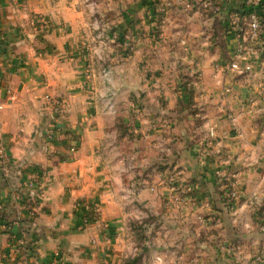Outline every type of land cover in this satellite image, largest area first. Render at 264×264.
<instances>
[{
    "label": "crops",
    "instance_id": "1",
    "mask_svg": "<svg viewBox=\"0 0 264 264\" xmlns=\"http://www.w3.org/2000/svg\"><path fill=\"white\" fill-rule=\"evenodd\" d=\"M187 1L189 14L171 22V31L196 42L199 67L190 75L196 70L199 107L171 113L162 131L143 126L144 134H160L159 145L129 148L117 144L110 122L134 84L149 86L146 67L108 63L111 54L97 49L100 35L87 27L115 22V8L133 9L137 1L0 0V264H249L252 251L263 249L253 203L264 199V52L248 45L242 31L244 16L258 6L184 0L173 8ZM229 17L242 23V32L225 27ZM83 43L93 46L89 82ZM240 43L247 56L242 72L229 68ZM106 85L115 94L113 115L100 112L107 99L98 87ZM227 86L232 96L224 97ZM159 101L165 103L154 98L151 105L162 115ZM67 131L75 138L65 141ZM75 140L74 158L61 160ZM224 184L237 194L232 211L221 202ZM90 203L99 216L83 226ZM222 245L240 249L227 253Z\"/></svg>",
    "mask_w": 264,
    "mask_h": 264
},
{
    "label": "rangeland",
    "instance_id": "2",
    "mask_svg": "<svg viewBox=\"0 0 264 264\" xmlns=\"http://www.w3.org/2000/svg\"><path fill=\"white\" fill-rule=\"evenodd\" d=\"M136 1L133 9L132 7L124 9L123 7L118 9L115 8L112 13V19L115 22L110 23L107 19L101 23H94V25L91 24L87 27V29H90L92 32H97L98 35H100L99 38L101 39H99V41H101V46L99 45L97 49H101L103 53H107L108 55L111 54L110 57L106 56L105 58L108 63L110 61L109 59L113 58L119 63L134 61L136 65H138V68L141 66L146 67L145 74H147V76L145 74L144 76L150 83L149 86L143 89L139 87L138 84H134V87H131L130 89L131 96L129 95L130 99L128 103L124 104L125 101L120 103L122 105L118 111L115 122H110V126L116 129V136L118 139L117 144L129 148L135 145L140 146L141 143L145 146L149 143L159 145L161 141L160 134H153L155 135L153 137L149 136L150 134H147L148 131L144 134L143 130L145 127L143 128V126H151L153 132L157 130L162 131L160 129L164 128V126L170 128L169 124L172 120L171 113L177 112V114H180L181 112L189 114L193 111H197V108L199 107L197 106L198 102L195 100V84L192 82L194 81L192 78L194 79L196 70L190 75V68L192 66L199 67L197 64L200 57L196 56L195 53L193 54V52H195L194 47L197 46L196 42L193 43L191 39L177 37L176 34L171 31V22L181 23L182 17L189 14L188 12L191 10V5H189L187 1L183 3V5H185L184 7L175 9L173 8V3L179 1L183 2L184 0ZM204 10L207 12L206 14L212 13L210 8H205ZM213 11L218 12L216 8H213ZM132 12H134V15ZM89 14L93 15V11L90 10ZM105 17L109 16H104L103 18ZM228 21V25L225 27L228 28L229 26V29L232 30L233 26H235L236 31L242 32L240 27L242 26V23L240 25V21L235 20L233 17H229ZM233 22L236 23L233 24ZM237 23H239V27ZM244 25L245 21H243V26ZM98 35H96L97 39ZM216 42L221 43L222 40ZM82 45L86 57L84 63V79L86 82H89L93 77V71L88 53L93 46H89V48L85 43ZM199 46L201 47L205 45L199 44ZM112 54H114V56H112ZM93 58L100 62L102 56L100 58L98 56H93ZM183 68L189 69V74L183 73L186 72V70H182ZM102 74L104 76L109 75V69H103ZM178 78L179 82L177 81ZM181 87H183L182 91L184 92V96L182 93L178 94ZM82 89L93 92L95 91V88L93 89L92 86L89 88L82 86ZM98 89L105 91L104 98L107 99L104 108H101L100 112L113 115V113H115V109L113 108V97L115 94L111 92V86H101L98 87ZM124 89L126 88L124 87ZM224 89L222 90V95L226 97L223 93ZM124 91L125 90L118 88L117 94L127 95ZM154 98H161L164 100L165 103L163 104L159 101V106L164 108L165 114L162 115L167 118H160L162 115L155 113L154 110H156V108L153 109L155 106L153 105L154 103L151 105V101ZM144 108L146 109L145 111ZM143 117H145V121L142 120ZM127 118L129 121L126 123L125 121ZM214 130V126L209 127L208 138H213L215 135ZM72 134H74L72 131L65 132V141L67 139L70 141V139L75 138ZM68 142L66 143L67 146L70 144ZM223 186L224 187H222L220 193L222 205L227 210L232 211L236 208V191L232 185H229V187L224 184ZM182 188L184 191L191 190V188L184 185ZM253 205V208L255 209L254 211L259 217H261L259 228L264 231V199L254 202ZM98 216V205L90 203L87 205L86 211L82 216V225L84 226L94 223ZM239 249L240 248L236 246L225 247L222 245V250L227 253L234 250V253H236ZM255 253L256 252L253 250L251 253L252 256L250 257V259H252L249 264H264V247L263 249H259L256 254ZM55 257H59V255H55ZM128 264L133 263L130 262Z\"/></svg>",
    "mask_w": 264,
    "mask_h": 264
},
{
    "label": "built area",
    "instance_id": "3",
    "mask_svg": "<svg viewBox=\"0 0 264 264\" xmlns=\"http://www.w3.org/2000/svg\"><path fill=\"white\" fill-rule=\"evenodd\" d=\"M262 0H248L247 4L251 5L252 3H256L258 7L251 8L248 13L244 16L245 20V28L242 31L245 33V42L249 44H256L257 46H262V51L264 52V45L262 44V33L264 32V4L261 3ZM2 40V34L0 32V41ZM242 45L237 48V52L235 53L234 59L229 63V68L234 71L242 72L241 62L246 60V55L243 51ZM248 69V66L246 67ZM225 96H232V89L230 87H226L223 91ZM48 100L50 96H46ZM2 105L0 104V109ZM47 142L52 143L54 140V136L51 133H48L45 136ZM77 150L76 140L69 144L67 148V160H72L74 158V154ZM4 149L0 146V159L4 158ZM41 184H37V189L40 190ZM57 255V254H56Z\"/></svg>",
    "mask_w": 264,
    "mask_h": 264
},
{
    "label": "trees",
    "instance_id": "4",
    "mask_svg": "<svg viewBox=\"0 0 264 264\" xmlns=\"http://www.w3.org/2000/svg\"><path fill=\"white\" fill-rule=\"evenodd\" d=\"M66 157H67V155H65V156H61L60 159H61V160H64V159H66Z\"/></svg>",
    "mask_w": 264,
    "mask_h": 264
}]
</instances>
